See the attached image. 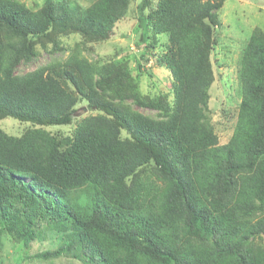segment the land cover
I'll return each mask as SVG.
<instances>
[{
  "label": "trees",
  "instance_id": "16d2710c",
  "mask_svg": "<svg viewBox=\"0 0 264 264\" xmlns=\"http://www.w3.org/2000/svg\"><path fill=\"white\" fill-rule=\"evenodd\" d=\"M133 1L0 0V120L23 124L0 126V257L5 238L13 250L50 242L26 256L41 263L264 264V29L242 48L220 143L233 114L208 103L223 0H139L136 55L89 60ZM41 49L66 54L16 72ZM152 58L168 91L141 90ZM83 101L90 112L74 118Z\"/></svg>",
  "mask_w": 264,
  "mask_h": 264
},
{
  "label": "rangeland",
  "instance_id": "374dc122",
  "mask_svg": "<svg viewBox=\"0 0 264 264\" xmlns=\"http://www.w3.org/2000/svg\"><path fill=\"white\" fill-rule=\"evenodd\" d=\"M27 6L35 8L42 3V0H20ZM76 3L86 6L91 0H75ZM134 0L130 5V10L123 18L115 24L113 34L106 40L91 43L89 51H83L89 60L97 58H109L115 54L132 58L136 55L137 48L134 43L138 39L137 29V8ZM219 23L215 27L216 44L211 54V61L214 68V80L210 87L209 108L214 112V117L219 113V108L225 106L230 108L226 120V115L221 122L216 125L217 134L220 143L228 140L233 129L235 115L237 112V104L241 94L239 90V80L237 75L238 62L242 48L248 39L251 29L259 26L264 29V0H223L221 9L218 12ZM80 38L79 34L72 33L62 37L66 43H74ZM160 40H164V36H160ZM66 52L50 53L48 51L39 50L37 56L28 63H20L17 73H24L35 69L36 67L46 64L54 59H61ZM154 59L143 62L140 72V87L143 92L168 91L170 89L169 72L161 66H157ZM130 65L136 72L135 64L131 61ZM148 69L152 73V77L148 78L142 71ZM82 103H78V108L74 113V118L86 115L90 111L86 107H82ZM140 112L153 115L154 111L147 108L134 106ZM75 124V120L70 125H53L49 126L50 130L69 131ZM0 126L8 133L18 134L23 128V124L17 120L6 117L0 120ZM3 248L1 251V264H78L77 261L65 258L54 259L49 262H35L27 258L36 250L46 248L50 242L46 241L41 244L37 242L30 243L28 248L18 246L14 250L12 244L4 238ZM12 249V250H11Z\"/></svg>",
  "mask_w": 264,
  "mask_h": 264
}]
</instances>
